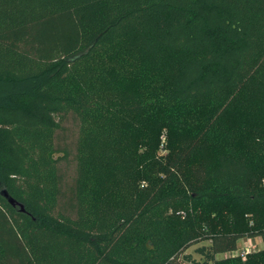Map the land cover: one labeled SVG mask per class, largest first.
<instances>
[{"label": "trees", "instance_id": "trees-1", "mask_svg": "<svg viewBox=\"0 0 264 264\" xmlns=\"http://www.w3.org/2000/svg\"><path fill=\"white\" fill-rule=\"evenodd\" d=\"M0 264H264V0H0Z\"/></svg>", "mask_w": 264, "mask_h": 264}, {"label": "rangeland", "instance_id": "rangeland-1", "mask_svg": "<svg viewBox=\"0 0 264 264\" xmlns=\"http://www.w3.org/2000/svg\"><path fill=\"white\" fill-rule=\"evenodd\" d=\"M76 132H77V126L70 119L68 122H66L65 131L62 133L64 137L63 142L64 143L66 142L71 147V154L68 157V161L65 166V169L67 170L69 176H72V174H74V169H75L73 144L76 139ZM163 145L164 144L161 145V148L159 150L161 154H165L167 152V150L165 149ZM208 243L209 241L206 240V241L200 242L199 244L193 245L187 249L186 253L192 254L195 259L200 260L201 256L196 252V249L197 247L208 244ZM249 245L251 246L252 250L254 251L259 250L263 247V239L260 236H256V237H245L239 241V249H242L243 247H246ZM222 256L223 255H220L219 257H222Z\"/></svg>", "mask_w": 264, "mask_h": 264}, {"label": "built area", "instance_id": "built-area-1", "mask_svg": "<svg viewBox=\"0 0 264 264\" xmlns=\"http://www.w3.org/2000/svg\"><path fill=\"white\" fill-rule=\"evenodd\" d=\"M253 251H254V250H252L251 246L249 245V246L243 247L242 249H239V248H238V250L235 251V252H233V254H235V255H240V256H242L243 258H246V256H247L249 253L253 252Z\"/></svg>", "mask_w": 264, "mask_h": 264}, {"label": "water", "instance_id": "water-1", "mask_svg": "<svg viewBox=\"0 0 264 264\" xmlns=\"http://www.w3.org/2000/svg\"><path fill=\"white\" fill-rule=\"evenodd\" d=\"M2 194L12 203V204H15V201H14V199L11 197V196H9V194H8V192L6 191V190H3L2 191Z\"/></svg>", "mask_w": 264, "mask_h": 264}]
</instances>
